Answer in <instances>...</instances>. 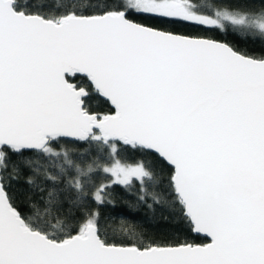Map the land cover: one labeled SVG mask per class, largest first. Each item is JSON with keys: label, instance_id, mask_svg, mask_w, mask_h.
I'll return each mask as SVG.
<instances>
[{"label": "snow or ice", "instance_id": "1", "mask_svg": "<svg viewBox=\"0 0 264 264\" xmlns=\"http://www.w3.org/2000/svg\"><path fill=\"white\" fill-rule=\"evenodd\" d=\"M0 264H264V0H0Z\"/></svg>", "mask_w": 264, "mask_h": 264}, {"label": "trees", "instance_id": "2", "mask_svg": "<svg viewBox=\"0 0 264 264\" xmlns=\"http://www.w3.org/2000/svg\"><path fill=\"white\" fill-rule=\"evenodd\" d=\"M257 6H259V0H256ZM153 23L157 26L167 28L169 30L182 32V33H194L196 30L187 28L181 25H173L167 23H161L154 21ZM216 35L219 39H225L230 43L235 44L237 47L245 50H258L261 45L259 43H253L250 40H245L240 37L228 35L223 36L221 34ZM91 104L94 108L100 111H107L108 105L103 101L102 98H94L91 101ZM84 147H89L85 145ZM83 150V149H81ZM130 156H134V153H129ZM167 170L164 173V188L166 189L167 182ZM103 174L97 177V179H103ZM17 194L20 197V200L23 201L26 193V186L24 184V178H21L18 184L15 185ZM159 190V189H158ZM115 193V206H106L101 209L102 213V223L107 225H117L119 224V217L121 215L128 217L129 219L134 218L137 222V227L143 230L148 235L161 240H173L187 239L189 241L199 242L198 237L194 234H190L186 225L183 223L180 215L179 208L172 207L168 203L161 205H153L152 208H149L145 205H140L136 203L135 194L129 193L122 186H116L114 188ZM163 194V192H162ZM165 200L167 196L165 195ZM149 203H152L149 200ZM133 205H135L133 207ZM111 217V219H109Z\"/></svg>", "mask_w": 264, "mask_h": 264}]
</instances>
